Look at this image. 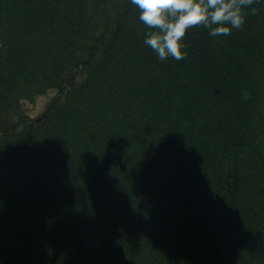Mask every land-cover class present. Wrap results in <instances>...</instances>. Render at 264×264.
<instances>
[{
  "label": "trees",
  "instance_id": "1",
  "mask_svg": "<svg viewBox=\"0 0 264 264\" xmlns=\"http://www.w3.org/2000/svg\"><path fill=\"white\" fill-rule=\"evenodd\" d=\"M244 11L160 59L131 0H0L2 264H264V0Z\"/></svg>",
  "mask_w": 264,
  "mask_h": 264
},
{
  "label": "clouds",
  "instance_id": "2",
  "mask_svg": "<svg viewBox=\"0 0 264 264\" xmlns=\"http://www.w3.org/2000/svg\"><path fill=\"white\" fill-rule=\"evenodd\" d=\"M131 3L139 10V19L149 26L144 43L160 59L169 56L182 59L187 54L182 37L189 27L203 25L211 36L228 34L242 26L246 18L244 10L253 0H131ZM250 11L255 13L256 8Z\"/></svg>",
  "mask_w": 264,
  "mask_h": 264
},
{
  "label": "rangeland",
  "instance_id": "3",
  "mask_svg": "<svg viewBox=\"0 0 264 264\" xmlns=\"http://www.w3.org/2000/svg\"><path fill=\"white\" fill-rule=\"evenodd\" d=\"M46 96H47V94H41L37 98L36 102H34L33 104H30V106H29L30 107V110H29L30 114L35 115V114L40 112V109L42 108V103L44 102L43 99H45Z\"/></svg>",
  "mask_w": 264,
  "mask_h": 264
}]
</instances>
